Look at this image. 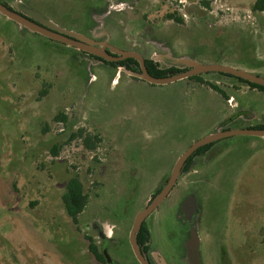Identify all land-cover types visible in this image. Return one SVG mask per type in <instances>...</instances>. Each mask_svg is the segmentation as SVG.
<instances>
[{
    "label": "rangeland",
    "instance_id": "obj_1",
    "mask_svg": "<svg viewBox=\"0 0 264 264\" xmlns=\"http://www.w3.org/2000/svg\"><path fill=\"white\" fill-rule=\"evenodd\" d=\"M20 1L80 33L109 4L118 22L108 30L120 49L150 57L170 47L264 75V10L252 9L255 0ZM121 68L0 15V264H108L88 250L93 222L112 235L107 253L116 264H139L127 240L134 213L176 157L221 124L264 123V93L232 77L201 74L225 99L194 79L152 84ZM236 108L256 118L224 122ZM86 133L98 137L92 149ZM211 148L145 218L149 242L167 264H186L183 245L195 227L202 264H264V137L231 135ZM72 176L87 194L77 223L61 200ZM188 194L197 206L191 221L179 209Z\"/></svg>",
    "mask_w": 264,
    "mask_h": 264
},
{
    "label": "water",
    "instance_id": "obj_2",
    "mask_svg": "<svg viewBox=\"0 0 264 264\" xmlns=\"http://www.w3.org/2000/svg\"><path fill=\"white\" fill-rule=\"evenodd\" d=\"M14 9L7 7L0 1V15L13 21L18 26L26 28L31 32L39 33L53 40L60 41L66 45L74 46L79 50L87 52L106 61H119L126 58H133L138 62L139 70L128 69L121 66V70L126 74L144 80L152 84H167L181 80L192 75H198L207 72L226 73L248 82L264 86V76L255 74L230 65L217 63H204L188 55H173L169 48H165L163 53H154L150 56L153 61L159 62L163 67L186 68L185 70L173 73L163 77L151 75L145 66V57L132 49H120L117 46L107 42L94 39L95 35L87 36L74 30L59 26L54 21L43 17L40 13L33 10L23 1L14 2ZM253 135L264 137V128L246 127L237 129H217L212 133L206 134L193 140L174 160L170 168L166 181L160 190L148 200L144 201L138 210L134 213L127 240L130 245L134 258L139 264H150L149 260L143 255L139 247L136 235L145 218L165 199L173 185L175 184L183 164L187 158L199 147L211 143L215 140L231 135ZM179 209L181 215L186 221H191L196 210V202L193 194H188L180 203ZM200 239L195 227L188 230V236L184 241L185 257L187 264H202L200 258ZM153 258L157 264H167L165 259L158 251L153 252ZM105 259L109 264H113L108 254L104 253Z\"/></svg>",
    "mask_w": 264,
    "mask_h": 264
},
{
    "label": "trees",
    "instance_id": "obj_3",
    "mask_svg": "<svg viewBox=\"0 0 264 264\" xmlns=\"http://www.w3.org/2000/svg\"><path fill=\"white\" fill-rule=\"evenodd\" d=\"M3 4H5L7 7L10 8V6H8L5 2H3V0H0ZM252 9L253 10H258V11H262L264 10V0H255L253 5H252ZM167 16L173 20H175L176 22H182V18L181 16H176L173 13H169L167 14ZM91 57L95 58V59H99L98 57L89 54ZM104 63H107L111 66L117 67V66H125L128 69H132V70H139V65L138 62L133 59V58H126L120 61H116V62H111V61H103ZM145 62V66L147 68V71L156 77H163V76H167L173 73H177V72H181L183 70H185L186 68H178V67H173V66H169V67H163L161 66V64L159 62L153 61L152 59L145 57L144 59ZM221 75H225V76H229L232 77L233 79H236L239 82L245 83L247 84L249 87L257 89L259 91L264 92V86L263 85H258L252 82H248L242 78L230 75V74H226V73H219ZM190 79H194L197 82L201 83V84H205L208 87H210L211 89L219 92L222 97H224L225 99L228 98L227 93L216 83L211 82L209 80H205L202 78L201 74L198 75H192L190 77H187ZM57 118L59 119H64L63 115H57ZM258 128H264V125H258L255 126ZM82 131H78L77 133L73 134L72 138L75 137H82ZM98 139V137H96V135H92L89 133H86L85 136L83 137V142L85 144V146L88 149H92L95 146V141ZM212 146V143H208L206 145H203L199 148H197L185 161V163L182 166L181 172L187 171L190 167V163L193 159L194 156H196L197 154L203 153L204 151L208 150L210 147ZM166 181V180H165ZM161 187H158L154 190V192L151 194L150 198H152L159 190ZM61 200L63 202V205L65 207V210L67 212V214L69 215V217L71 218L72 222L77 223L78 220V215L82 212L86 202H87V194L84 192L83 190V185L82 182L79 180V178L77 176H72L70 177L65 185V191L63 192V194L61 195ZM136 240L137 243L139 245V247L141 245H143L145 242L149 241V231H148V227L146 225V223L143 221V223L141 224V227L136 235ZM145 249H149V246L146 245ZM89 250L94 254V256L101 262H105V258L103 256V254L101 253V251L98 249V247L91 242L89 244Z\"/></svg>",
    "mask_w": 264,
    "mask_h": 264
},
{
    "label": "flooded vegetation",
    "instance_id": "obj_4",
    "mask_svg": "<svg viewBox=\"0 0 264 264\" xmlns=\"http://www.w3.org/2000/svg\"><path fill=\"white\" fill-rule=\"evenodd\" d=\"M14 4V3H13ZM10 6V8H15L14 5L11 6V5H8ZM99 8V13L98 16H100V19H95L96 20V23L95 25H92L90 27V29L85 32H81V33H84L85 35L87 36H92V33L95 35L94 39L96 40H99V41H107L109 43H113L112 40L115 38L113 36V34L108 30V27L112 24V23H116L118 22L116 17L113 15V12L110 10V6L109 4L107 5H101L98 7ZM96 8V9H98ZM97 15V14H96ZM106 23H108V25H106ZM89 24H91V21L89 22ZM89 26V25H88ZM87 26V27H88ZM101 27H104L106 28V32L108 33H104V34H100L102 31H100ZM111 27V26H110ZM109 27V29H110ZM23 28V27H22ZM26 29V28H25ZM36 33V32H35ZM49 38V37H48ZM74 47V46H73ZM76 48V47H75ZM170 48V47H169ZM77 49V48H76ZM79 50V49H78ZM171 50V49H170ZM82 51V50H80ZM84 52V51H82ZM172 52V51H171ZM84 53H87V52H84ZM88 54V53H87ZM89 55V54H88ZM99 58V57H98ZM99 61H106V60H103L101 58L98 59ZM120 61V60H119ZM111 62H116V61H111ZM242 116V117H247L246 115L247 114H243L242 112H238L236 113L235 115L232 116V118L236 117V116ZM213 143V142H211ZM209 150H212V148L210 147L208 150L204 151L203 153H200V154H197L196 156L193 157L191 163H190V166H192V164L194 163L195 159L194 158H197V157H200L202 156L203 154H205L206 152H208ZM197 212V210H196ZM196 212L194 214V216L196 215ZM182 216V215H181ZM193 216V217H194ZM183 217V216H182ZM91 229L93 231V237L96 238V241L93 239L92 236H87L86 234L84 236L87 237L88 239V244H87V247H88V250H89V244L91 242H93L97 247L98 245L100 246V251L101 253L103 254L104 256V253L106 252L107 253V247L109 245L110 242L113 241V237L112 235H107V233H105L101 226L99 224H97L96 222H93L91 223ZM98 244V245H97ZM129 244V243H128ZM148 245L149 246V249H145V246ZM130 246V245H129ZM141 248V251L143 253V255L149 260L150 264H157L156 261L154 260L153 258V252L156 251V249L154 247L151 246L150 242H145L143 245L140 246ZM131 249V248H130ZM90 251V250H89ZM91 252V251H90ZM92 253V252H91ZM108 254V253H107ZM92 255L94 256V254L92 253ZM183 255L185 257V249H184V245H183ZM109 256V255H108ZM95 257V256H94ZM110 257V256H109ZM96 258V257H95ZM105 258V256H104ZM97 259V258H96ZM98 260V259H97ZM112 260V263L113 264H116L115 261L111 258ZM186 260V258H185ZM105 262L108 263L105 259ZM109 264V263H108Z\"/></svg>",
    "mask_w": 264,
    "mask_h": 264
},
{
    "label": "crops",
    "instance_id": "obj_5",
    "mask_svg": "<svg viewBox=\"0 0 264 264\" xmlns=\"http://www.w3.org/2000/svg\"><path fill=\"white\" fill-rule=\"evenodd\" d=\"M148 58H150V57H148ZM262 76H264V75H262ZM254 89V88H253ZM264 93V92H263ZM237 106V105H236ZM237 109V108H236ZM238 112H242L243 114H247L246 116L247 117H244V118H242V116H236V117H234V118H232V116L233 115H235L236 113H238ZM236 113L234 112V114H232V115H230V117H227L225 120H224V122H226V121H228L229 119H243V120H245V121H249L251 118H256V114L254 113L253 114V112L252 111H249V112H243V111H240L239 109H237L236 110ZM222 125L223 124H221L219 127H215V130H217V129H225V128H223L222 127ZM257 125H264V123H262V124H257ZM256 125H254V127H255ZM248 127H253V126H248ZM243 128H246V127H243ZM214 130V131H215ZM186 258V257H185ZM186 264H187V262H186Z\"/></svg>",
    "mask_w": 264,
    "mask_h": 264
},
{
    "label": "built area",
    "instance_id": "obj_6",
    "mask_svg": "<svg viewBox=\"0 0 264 264\" xmlns=\"http://www.w3.org/2000/svg\"><path fill=\"white\" fill-rule=\"evenodd\" d=\"M178 2H182V0H179ZM233 98L232 97H230L229 99H228V101H231Z\"/></svg>",
    "mask_w": 264,
    "mask_h": 264
}]
</instances>
